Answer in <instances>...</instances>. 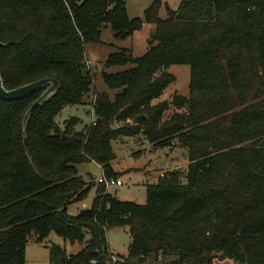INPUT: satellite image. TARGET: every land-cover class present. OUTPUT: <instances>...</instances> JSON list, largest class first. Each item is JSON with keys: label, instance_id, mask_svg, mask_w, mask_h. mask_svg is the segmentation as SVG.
I'll return each instance as SVG.
<instances>
[{"label": "trees", "instance_id": "obj_1", "mask_svg": "<svg viewBox=\"0 0 264 264\" xmlns=\"http://www.w3.org/2000/svg\"><path fill=\"white\" fill-rule=\"evenodd\" d=\"M162 3L145 13L156 27L148 51L121 49L103 62L115 97L98 94L95 122L79 128L80 119L62 127L57 117L86 105L97 76L88 45L103 43L107 29L126 40L144 21L129 17L125 0H0L6 89L60 83L30 113L47 88L0 98V264H26L29 242L49 249L50 264H264V0H183L166 6L165 19ZM171 65L190 66V95H176L180 111L167 116L169 103L155 102L176 82ZM142 132L155 148L175 140L187 150V173L160 176L145 204L105 195L98 183L92 207L71 215L95 186L78 166L95 162L114 175L112 142ZM116 227L129 229L126 256L110 251L107 232ZM52 234L81 250L68 253Z\"/></svg>", "mask_w": 264, "mask_h": 264}, {"label": "rangeland", "instance_id": "obj_2", "mask_svg": "<svg viewBox=\"0 0 264 264\" xmlns=\"http://www.w3.org/2000/svg\"><path fill=\"white\" fill-rule=\"evenodd\" d=\"M182 1L162 0L163 6L159 11V16L165 19L167 17L166 6L177 10ZM125 2L129 17L131 19L141 18L144 21L142 29L137 31L133 37L121 41H116L114 33L110 29H107L103 31V43L88 45L86 49V62L91 72L95 75L97 74V76L95 77L90 94L84 99L86 105L68 106L60 112L57 121L62 127L72 117H76L83 122L79 128L92 125L95 122L93 106L97 95L105 92L110 98L114 99L115 92L109 90L101 79V73L104 69L103 62L110 54L121 49H130L134 57H140L153 44L152 41L156 27L154 24L146 21L145 13L154 4L155 0H125ZM109 71L115 72L117 69ZM168 71L176 77V82L168 87L164 95L155 102L167 101L169 103L167 116L180 111V109L174 106V97L176 95L189 97L191 82V68L189 65H171ZM175 142L173 140L171 146L166 148H155L143 135V132L136 137H120L114 140L112 145L117 158L113 162L112 169L114 175L108 176V179H120L123 185H114L108 188L102 185L105 191L104 194L116 196L121 201L145 204L147 201V187L156 184L160 176L174 170H179L185 175L190 164L188 153L184 148L176 146ZM78 170L80 175L87 181L93 180L95 186L92 187L88 196L82 202L73 203L69 206V213L71 215H78L83 209L92 207L97 194L99 180L105 177L101 166L95 162L81 164L78 166ZM107 239L110 251L115 256H126L128 254L131 235L127 227L110 229L107 232ZM49 240L51 243L65 247L67 252L71 254L78 253L82 247L79 244L66 243L56 234H52ZM118 261L119 259L115 257L113 264H116ZM26 264H50L49 249L44 245L29 242L26 251ZM214 264L237 263L230 259H216Z\"/></svg>", "mask_w": 264, "mask_h": 264}, {"label": "water", "instance_id": "obj_3", "mask_svg": "<svg viewBox=\"0 0 264 264\" xmlns=\"http://www.w3.org/2000/svg\"><path fill=\"white\" fill-rule=\"evenodd\" d=\"M153 42V41H152ZM0 46H2V43L0 42ZM47 88L46 91L43 93V95L32 105L31 109L29 110V113L37 107L41 102L48 99L51 95H53L55 92L58 91L60 88V83L56 79H42L39 81H36L34 83L22 86L18 89L14 90H8L4 86V82L2 79V75L0 72V98L5 101H18L24 98H27L34 92ZM145 119V116L141 115L136 117L133 120V124L138 125L140 121Z\"/></svg>", "mask_w": 264, "mask_h": 264}, {"label": "built area", "instance_id": "obj_4", "mask_svg": "<svg viewBox=\"0 0 264 264\" xmlns=\"http://www.w3.org/2000/svg\"><path fill=\"white\" fill-rule=\"evenodd\" d=\"M99 183L105 185L106 188H108L109 186H114V185H117V186L123 185V182L120 179H118V180L113 179V178L108 179L106 176L103 179H100Z\"/></svg>", "mask_w": 264, "mask_h": 264}]
</instances>
